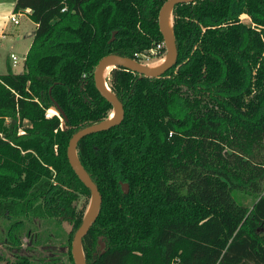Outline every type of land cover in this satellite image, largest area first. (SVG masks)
<instances>
[{"label": "trees", "instance_id": "obj_1", "mask_svg": "<svg viewBox=\"0 0 264 264\" xmlns=\"http://www.w3.org/2000/svg\"><path fill=\"white\" fill-rule=\"evenodd\" d=\"M166 1H15L12 13L35 31L23 71L0 75V217L14 220L12 244L23 219L49 221L48 240L73 264L88 208L76 202L90 192L69 166L68 142L111 114L93 82L103 57L165 55L157 19ZM172 30L176 63L158 78L111 69L123 119L76 145L101 197L84 262L264 264V0L180 4ZM54 104L66 120L46 118ZM237 192L258 199L248 208Z\"/></svg>", "mask_w": 264, "mask_h": 264}, {"label": "rangeland", "instance_id": "obj_2", "mask_svg": "<svg viewBox=\"0 0 264 264\" xmlns=\"http://www.w3.org/2000/svg\"><path fill=\"white\" fill-rule=\"evenodd\" d=\"M244 24L247 26L251 25L250 21L246 19H244ZM27 30L34 33L35 27L26 16H22L19 18V24H11L4 34V38L0 39V75L6 74L9 71L16 74L23 71V59L26 55L27 47L31 43V37L25 35ZM20 33L23 34V38L17 39V35ZM10 54L18 58L15 67L11 63L7 64ZM140 61L142 64H146L155 61V59H152L150 56L144 57ZM176 110L178 111L177 108ZM174 111L173 115L175 116ZM180 117L182 118L181 115ZM18 134L22 135L23 133L19 131ZM233 195L237 201L248 208L252 207L258 199L256 195H248L242 192L233 193ZM89 203L90 197L79 196L76 208L78 211L80 209L84 210L89 206ZM13 222V219L0 217V264H13L14 261L18 262L22 258H27L32 264H59L60 262L64 264L65 259L63 258V254L67 251V248L60 243L61 241L57 237L54 238V242L48 240L49 235L51 237L54 236V227L49 221L33 218L23 219L22 228L14 231L15 233L12 237V240L16 244H12L8 236L10 225ZM62 226L65 231L70 229L66 223H63ZM99 248H104L103 243L100 242Z\"/></svg>", "mask_w": 264, "mask_h": 264}, {"label": "water", "instance_id": "obj_3", "mask_svg": "<svg viewBox=\"0 0 264 264\" xmlns=\"http://www.w3.org/2000/svg\"><path fill=\"white\" fill-rule=\"evenodd\" d=\"M195 1L197 0H167L160 8L157 20H158L159 32L162 36L163 45L165 49V55L163 57L166 58V62L161 68L157 70H148L144 66V64L138 63L135 60H131L115 54H110L103 57L95 67V70L93 72V82L95 89L100 94V96L104 98L111 105L112 107L111 113L112 112L115 113V118L113 120H109L108 118L104 122L93 124L78 130L73 134V136L70 138L68 142V146L66 149V157L69 166L71 167L77 178L80 180V182L90 192V203L87 208L86 214L84 216L81 225L75 231L71 241L70 253L73 260V264H85L83 249H82V240L89 232L92 225L94 224L99 214L100 204H101V197L96 185L90 179V177L85 172V170L83 169V167L81 166L78 160L76 154V145L82 138L94 133L105 131L112 126L118 125L123 119L122 104L107 85V79L105 81L106 87L103 85V81H102L103 68L107 65H112V69L116 67H121L127 71L133 72L134 74H138L140 76H144L147 78H158L163 72L171 68L176 63L177 60V48L175 44L173 30L172 33L169 32V29L166 24L167 16L169 14H171L172 16V12L175 6L185 3H193ZM110 41H113V37ZM54 110L57 112L59 116L63 118V120H66L62 110L56 104H54ZM120 186L122 192L124 194H127L129 191L128 185L126 183H120ZM92 200L94 201L93 209L90 212V214H88V210L91 206Z\"/></svg>", "mask_w": 264, "mask_h": 264}, {"label": "crops", "instance_id": "obj_4", "mask_svg": "<svg viewBox=\"0 0 264 264\" xmlns=\"http://www.w3.org/2000/svg\"><path fill=\"white\" fill-rule=\"evenodd\" d=\"M15 1L16 0H0V39L4 38V34L6 33V31L8 30L9 26L12 24L8 21V17L10 16V14L13 12V8L15 5ZM240 19L244 22V19L249 20L247 16L243 15L240 17ZM29 20V19H28ZM29 22H31L29 20ZM32 23V22H31ZM14 25V24H13ZM32 25L35 27V25L32 23ZM25 35L29 36L32 38L33 33L29 30H27L25 32ZM23 38V34L20 33L17 35V39H21ZM31 44V43H30ZM27 47L29 49L30 47ZM28 49L26 50V53L28 51ZM11 55V54H10ZM25 58V57H24ZM8 59V58H7ZM18 62V61H17ZM24 62V59H23ZM9 63L12 64L10 58L7 60V64L9 65ZM17 65V64H16ZM13 66V65H12ZM16 74V73H14ZM3 75V74H1Z\"/></svg>", "mask_w": 264, "mask_h": 264}, {"label": "bare ground", "instance_id": "obj_5", "mask_svg": "<svg viewBox=\"0 0 264 264\" xmlns=\"http://www.w3.org/2000/svg\"><path fill=\"white\" fill-rule=\"evenodd\" d=\"M166 24H167V27L169 29V32L172 33V16L171 14H169L167 16V19H166ZM166 62V58L162 57V58H159V59H156L155 61H151V62H148L146 64H144V66L148 69V70H157L159 68H161ZM142 64V63H141ZM112 69V65H107L103 68V71H102V81H103V85L106 87V79L109 75V72L110 70ZM115 118V113L112 112L109 116V120H113ZM93 205H94V201L92 200L91 202V206L88 210V214H90V212L92 211L93 209Z\"/></svg>", "mask_w": 264, "mask_h": 264}, {"label": "built area", "instance_id": "obj_6", "mask_svg": "<svg viewBox=\"0 0 264 264\" xmlns=\"http://www.w3.org/2000/svg\"><path fill=\"white\" fill-rule=\"evenodd\" d=\"M22 16H25V15L23 13L22 14L21 13H16V14L11 13L10 16L8 17V21L14 25H18L19 24V18ZM9 58L12 62L13 67H15L17 64L18 58L13 54H11L9 56ZM52 113H54V114H52ZM52 115H58L57 112L54 110V108L48 110L45 116H46V118H49Z\"/></svg>", "mask_w": 264, "mask_h": 264}, {"label": "flooded vegetation", "instance_id": "obj_7", "mask_svg": "<svg viewBox=\"0 0 264 264\" xmlns=\"http://www.w3.org/2000/svg\"><path fill=\"white\" fill-rule=\"evenodd\" d=\"M17 258V257H16ZM13 264H32L27 260V258H22L20 261L16 262L14 261Z\"/></svg>", "mask_w": 264, "mask_h": 264}]
</instances>
